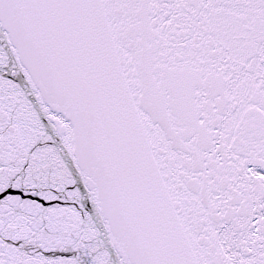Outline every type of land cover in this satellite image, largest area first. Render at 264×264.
<instances>
[{
  "label": "snow or ice",
  "instance_id": "1",
  "mask_svg": "<svg viewBox=\"0 0 264 264\" xmlns=\"http://www.w3.org/2000/svg\"><path fill=\"white\" fill-rule=\"evenodd\" d=\"M0 264H264V0H0Z\"/></svg>",
  "mask_w": 264,
  "mask_h": 264
}]
</instances>
